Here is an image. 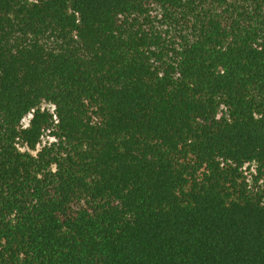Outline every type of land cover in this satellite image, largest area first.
<instances>
[{"label": "trees", "instance_id": "1", "mask_svg": "<svg viewBox=\"0 0 264 264\" xmlns=\"http://www.w3.org/2000/svg\"><path fill=\"white\" fill-rule=\"evenodd\" d=\"M0 264H264V0H0Z\"/></svg>", "mask_w": 264, "mask_h": 264}, {"label": "rangeland", "instance_id": "2", "mask_svg": "<svg viewBox=\"0 0 264 264\" xmlns=\"http://www.w3.org/2000/svg\"><path fill=\"white\" fill-rule=\"evenodd\" d=\"M30 117L26 119L25 123H27L29 121Z\"/></svg>", "mask_w": 264, "mask_h": 264}]
</instances>
